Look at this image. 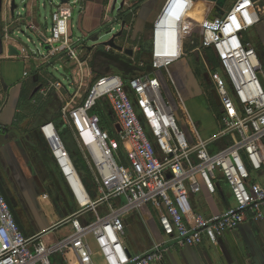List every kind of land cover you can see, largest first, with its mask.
Segmentation results:
<instances>
[{"label":"built area","instance_id":"obj_1","mask_svg":"<svg viewBox=\"0 0 264 264\" xmlns=\"http://www.w3.org/2000/svg\"><path fill=\"white\" fill-rule=\"evenodd\" d=\"M180 8L175 16L166 0L151 27L150 68L153 74L168 71L186 56L188 46L196 52L213 50L223 75L213 72L205 60L208 81L221 107L220 130L211 139L199 137L191 143L181 125V115L165 97L158 77L141 74L128 80L117 75L99 79L82 105L69 103L62 119L71 129L97 186L95 200L87 191L61 134L53 123L41 127L55 164L70 192L82 207L77 217L92 212L93 220L82 225L76 217L73 233L47 244L42 235L27 237L20 229L0 187V264H53L51 257L71 249L78 264H96L98 253L104 264H157L163 261L165 245L131 255L124 245L125 217L151 206L159 213L164 234L180 247H200L205 242L218 245L246 221L248 211L264 217V184L252 174L264 171V89L258 77L263 68L247 34L264 21L253 0H237L224 16L198 18L195 3ZM73 8L62 6L52 14V27L46 44L47 59L67 53L78 61L70 30ZM198 44V47L196 46ZM22 55L26 49H22ZM50 84L42 90L46 94ZM105 101L121 132L112 138L100 128L98 116L91 115ZM0 133L5 128L1 122ZM229 145L212 153L216 141ZM124 150L127 164L119 156ZM220 173L229 186L235 207L218 217H205L194 211L191 194L204 189L216 193ZM87 198L81 199L82 192ZM92 237L96 247L90 244Z\"/></svg>","mask_w":264,"mask_h":264},{"label":"crops","instance_id":"obj_2","mask_svg":"<svg viewBox=\"0 0 264 264\" xmlns=\"http://www.w3.org/2000/svg\"><path fill=\"white\" fill-rule=\"evenodd\" d=\"M165 1L124 0L119 10L121 20L118 19V21L121 23V27L125 23V27L122 36L117 38L115 43L119 46V41H127L128 33L132 32L130 41L137 43V49L134 51L119 46L122 51L115 49L117 52L128 55L126 51L132 50L133 55L130 57L135 58L141 51L140 42L146 41L148 43L146 54L150 55L151 27ZM236 1L228 0L226 11ZM253 1L260 9L261 14L264 15V7H260L261 1L264 0ZM13 2L14 0H0V106L3 108L1 121L5 128L4 132L0 133V187L25 236L42 235L47 244H52L73 233L72 221L82 211V207L77 203L62 178L41 134V127L46 123H53L56 127L58 125V131L65 129L72 133L62 119V110L69 103L71 106L79 105L77 103L79 95L76 93L74 97H70L67 89L60 81L52 77L49 70L64 69L70 74V86L75 87L76 82L79 84V80H84L80 74H86L87 70L84 68L86 63L74 60L67 53H60L47 59L46 56L50 48L46 44V40L50 36L52 25L47 28L43 23L41 12L43 3L39 4L37 0H28L26 8L23 10V4L26 1L16 0L18 7L15 8L13 14ZM78 2L82 4L83 10L80 18L81 29L86 37L90 34L91 36L95 35L91 40L94 41L103 30L111 26L115 0H79ZM193 2L198 18L211 15L214 9L212 4L206 3V0H194ZM50 3L55 11L62 6H71L69 0H51ZM128 3H134L136 11V15L133 16L134 20L130 24L125 20L128 16L127 11H129ZM258 27L256 33L260 38L262 37L264 43V21ZM28 32L37 36L40 47L44 48L46 54L41 53L39 49L34 52L27 46H21L20 36L27 35ZM70 34L73 39V25ZM246 39L251 42L248 35ZM196 44L198 47L199 43ZM11 46L19 51V55L11 54L9 49ZM94 46L93 49H87L88 52L92 53L93 50L99 49L101 51V48H108L105 51H109L110 48L101 45L96 47V43ZM23 48L26 49V52L22 55ZM192 49L194 48L192 47ZM77 53L79 59L80 50H77ZM185 54L186 56L170 67L167 72L159 71L155 75L161 81L165 97L182 116L180 121L184 131L188 125L190 135L187 137L191 143H194L197 136L193 134L195 131L193 125L199 131V137L204 140L217 135L220 130L221 107L218 97L208 81L207 69L205 68L206 72L198 77L192 69L188 59L189 52L186 49ZM183 59L189 61L191 73L188 75L182 72L183 68L185 70L184 64L181 65ZM80 69H83V72L80 73ZM99 71L101 74H98V77L100 78L109 73L102 66ZM125 72L128 71L121 69L118 72L116 69L115 75L127 80L124 76ZM152 72L151 68L149 71L143 67L136 76L151 75ZM179 73L183 78L180 86L175 80L176 74ZM161 77L165 78V81ZM56 83H61L62 86L59 88L53 86L46 91V94L42 93V90H47L46 88L50 84ZM82 86L83 84H81ZM207 86L210 89L208 94L210 98L205 94ZM213 93L216 97L213 96ZM188 100L194 102L195 108L192 112L187 104ZM117 125L119 124L115 120L116 135L119 133L116 130ZM59 133L61 134L60 131ZM71 136L74 139L73 133ZM61 137L63 139L62 134ZM229 144L227 140L216 141L211 145L210 151L218 152ZM75 145L79 149L76 141ZM65 146L68 151H72L69 146L66 144ZM90 175L92 176L91 172ZM254 175V181L258 180L264 184V171ZM215 185L216 193L214 195L209 194L205 189L199 194H191L194 211L208 218L218 217L236 205L231 190L222 180L220 173H217ZM97 198L93 197L95 200ZM150 207L149 205L144 206L140 209L141 211H136L125 217L126 234L123 242L132 255L146 253L155 245L162 244L166 247L164 259L157 264H264V217L257 219L255 211H248L246 221L240 228L223 237L218 245L205 242L202 246L194 248L180 247L168 238L160 225L159 213ZM91 215L93 218H89ZM94 217L95 214L90 211L77 218L80 221H91ZM88 240L96 251L93 238L89 237ZM51 261L53 264H78L77 257L71 249L67 250L64 255L52 256ZM94 261L96 264H104L98 253H95Z\"/></svg>","mask_w":264,"mask_h":264},{"label":"rangeland","instance_id":"obj_3","mask_svg":"<svg viewBox=\"0 0 264 264\" xmlns=\"http://www.w3.org/2000/svg\"><path fill=\"white\" fill-rule=\"evenodd\" d=\"M78 1L79 0H73V1H71L70 5L72 7L75 5V7H73L74 8V14H73V19H72L73 20L72 25H73L74 48H76L77 50H80L79 60L82 63L83 62L86 63V65H85L86 67L84 66V68H86V70H87L85 75H83V73H81V72H83V69H80V73H81L80 76L84 77V80L83 81L79 80V84L76 82L74 84L76 87L75 88V87L70 86L71 85L70 74L68 72H66L64 69H59L57 71L55 69H50L49 73L52 75V77H54L56 80L60 81L63 84V86L67 89V92H68L70 97H74L75 94L77 93L79 95V98H77V103L79 105H82L83 100L85 99L87 93L91 89V85L93 83L95 84L99 79H101L100 77H98V74H101L99 71L100 66L105 67L107 69V72H109L107 75H115L116 69H118V72L121 69H123V71L126 70L128 72H125L124 76H126L125 78L129 79V78L135 77L137 75V73L143 67H145V65L138 63L136 60L137 57L141 55V52H138L137 57H135V58L130 57V56L123 54V53H119L115 49H110V48H109V51H105V49L108 50V48H101V51H99L100 50L99 49V50H93L92 53L88 52L87 49H91V48L93 49V47H95L94 46L95 42L91 41L95 35L91 36V34H90L88 37H86L83 30L81 29L80 18H81V14H82L83 10H82V4L79 3ZM123 2H124V0H115V3H114L115 11L111 15V18H112L111 19L112 20L111 26L108 29L103 30L99 34L100 35V42L98 44H102V43H105L107 41H110L112 39V37L121 30V23L118 21V19L121 20V18L119 17V10L121 9ZM42 3H43V6L41 7V12L43 14V23H44V25L47 26V28H49L52 25V13H54L55 9L51 6L50 1L45 0ZM129 3H128V5H129L128 10L129 11H127L128 16L125 20H127V22L130 24L131 22H133L132 20H134L133 16H134V14L136 15V11H135L134 3H132V4H129ZM206 3H208V2L206 1ZM260 7H262V8L264 7V1H261ZM130 9H131V11H130ZM21 14H23V13H21ZM112 29H114V32L112 34L108 35V32H110ZM131 34H132V32H131ZM131 34L128 33L127 41H123V42L119 41V46H122L125 49H133L135 51V49H137V43L130 41V38L132 37ZM247 35L249 38H251L253 40H255V38L259 37V35L255 31L249 32ZM20 37H21L20 38L21 42L23 44H25V46H27L30 50L37 52V49H39L41 51V53H45V54L47 53V52H45L44 48L40 47V42H39L37 36H35L33 33L28 32L27 35H22ZM186 50L189 52V54H188L189 58L188 59L192 65L193 71L197 73L198 77H200V75H203V73L206 72L204 70L206 68L205 60L207 61L205 51H203L202 53L201 52L199 53V52L194 51V49H192V47H186ZM142 56L145 60L150 59V55H148L146 53L143 54ZM142 65H144V66L142 67ZM181 75L182 74L179 73V74H176V76H175V80L179 86L181 85L180 83L182 82V79H183ZM258 77H259L261 85L264 89V66H263L262 70L260 72H258ZM161 79L165 81V78L161 77ZM209 79H210V77H209ZM210 83L212 85V81ZM81 84H83L82 87H81ZM179 86H178V88H179ZM208 89L209 88L207 86V90L205 91L206 96L210 93V89L209 90ZM211 89L215 92V90L213 88H211ZM213 96L216 97L214 95V93H213ZM208 98H210V95H208ZM193 103L194 102L189 101V100L187 102L191 112L195 108V105ZM185 117H187L186 114H185ZM59 131L63 135V140H64L65 144L67 146H69L72 151H75L76 145H75L74 139L71 136L72 133L66 131L65 129H63V131H61V129H59ZM185 131H186L187 135H190L189 134L190 130L188 128V125L186 126ZM82 176L85 179V184H86V187H88L87 189L90 192V194H92V196H96V198L99 197L97 186L94 183L92 176L90 175L89 169H85L83 171ZM138 211H141V210H138ZM90 217L93 218L92 215L89 216V218Z\"/></svg>","mask_w":264,"mask_h":264},{"label":"trees","instance_id":"obj_4","mask_svg":"<svg viewBox=\"0 0 264 264\" xmlns=\"http://www.w3.org/2000/svg\"><path fill=\"white\" fill-rule=\"evenodd\" d=\"M258 29H259V27L257 26L256 28L253 29V31L258 32ZM250 41L252 42L253 47L255 48L256 52L259 55V58H260L261 63H262V66H264V46H263L264 43H263L262 37L260 38V36H259V37L255 38V40L250 38ZM140 46H141V51H140L141 55L138 56L136 60H137L138 63H143L145 65L146 70L150 71L151 60L150 59L149 60H145L143 58V56H142L144 53L147 52L148 43L146 41H141L140 42ZM205 54H206L207 61H208L209 65H210V68L212 69V71L213 72H219V73H221L223 75V72H222V70L220 68L218 57L216 56L214 51L213 50H206ZM181 63H182L181 65L184 64V66H185V70L183 68L182 72L184 74L186 73V75L190 74L191 70H190V66L188 64V61L186 59H183L181 61ZM93 85H94V83L91 85V87ZM88 93H87L86 97L88 96ZM91 115L98 116V118L100 119V128L102 130L108 131L112 138L116 137V132L114 130L115 119H114L113 114L108 109V106L105 104L104 100H101V101H99L97 103L96 107L92 110ZM57 128H59L58 125H57ZM226 146H228V145H225L224 147H226ZM69 152H70V154L72 156V159H73V162H74V164L76 166V169H77V171H78V173H79V175H80V177H81V179H82V181H83V183H84V185L86 187L85 179L83 178L82 175H83V171L85 169H88V166H87L86 161L84 160L83 154L78 148H76L75 151H70L69 150ZM119 156L121 158L122 164L126 165L127 164V160H126V156L124 154V150H123L122 147L119 150ZM252 178H253V180L255 179V175L254 174H252ZM87 188L88 187H86V189ZM87 191H88V189H87ZM92 197H94V196H92ZM89 222H90V220H87V221H83L82 220L81 221L82 225H87V224H89ZM124 223H125V227H126V221L125 220H124ZM127 250L131 254V252H130V250L128 248H127Z\"/></svg>","mask_w":264,"mask_h":264},{"label":"water","instance_id":"obj_5","mask_svg":"<svg viewBox=\"0 0 264 264\" xmlns=\"http://www.w3.org/2000/svg\"><path fill=\"white\" fill-rule=\"evenodd\" d=\"M22 1H23V0H22ZM25 1H26V3L23 4V10L26 8V6H27V1H28V0H25ZM43 1H45V0H37V2H38L39 4H41ZM47 1H49V0H47ZM50 1H51V0H50ZM69 1L71 2V1H73V0H69ZM206 1H207L208 3H210V4H212V5H213V8H214L213 11H212V13H211V15H210V19L219 18V17L225 15V13H226V5H227V3H228V0H206ZM13 6H14V11H13V14H14V12H15V8L18 7L17 4H16V0H14V2H13ZM73 7H75V5H74ZM124 27H125V23L122 24L121 30H120L117 34H115V35L112 37V39H111L110 41H107V42L102 43V44H98V43L100 42V36H97V38L94 40V42H95L96 44H98V45H101V46L110 47V48L116 49V50H118V51H122V48L116 45L115 40H116L117 38H120V37L122 36L123 31H124ZM113 32H114V30L112 29L110 32H108V35H109V34H112ZM20 44H21V46L26 47L25 44H23L22 42H21ZM9 49H10V51H11V54H18V55H19V51H18L15 47L11 46ZM126 53H127L129 56H132V55H133V51H132V50H127ZM149 78H150L151 80H154L155 75H154V74H151ZM175 110H176V109H175ZM1 122H2V121H1ZM116 130H117V132H119V133L121 132V127H120V125H117V126H116ZM128 253H129V251H128ZM129 254H130V253H129Z\"/></svg>","mask_w":264,"mask_h":264},{"label":"clouds","instance_id":"obj_6","mask_svg":"<svg viewBox=\"0 0 264 264\" xmlns=\"http://www.w3.org/2000/svg\"><path fill=\"white\" fill-rule=\"evenodd\" d=\"M169 3L172 7L171 15L175 16V13L180 8H189L192 7V0H169Z\"/></svg>","mask_w":264,"mask_h":264},{"label":"bare ground","instance_id":"obj_7","mask_svg":"<svg viewBox=\"0 0 264 264\" xmlns=\"http://www.w3.org/2000/svg\"><path fill=\"white\" fill-rule=\"evenodd\" d=\"M80 190H81V192H82V195H80V197H81L82 200H84L83 198H84V197L87 198V196L83 193L82 188H80Z\"/></svg>","mask_w":264,"mask_h":264},{"label":"flooded vegetation","instance_id":"obj_8","mask_svg":"<svg viewBox=\"0 0 264 264\" xmlns=\"http://www.w3.org/2000/svg\"><path fill=\"white\" fill-rule=\"evenodd\" d=\"M99 45L98 44H96V47H98ZM264 46V45H263Z\"/></svg>","mask_w":264,"mask_h":264}]
</instances>
